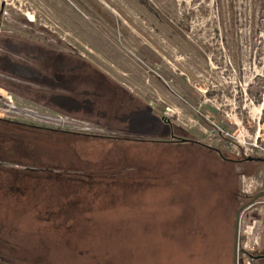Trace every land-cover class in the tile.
Instances as JSON below:
<instances>
[{"label": "rangeland", "instance_id": "374dc122", "mask_svg": "<svg viewBox=\"0 0 264 264\" xmlns=\"http://www.w3.org/2000/svg\"><path fill=\"white\" fill-rule=\"evenodd\" d=\"M0 101L62 130L0 122V264H206L264 176L208 149L264 157V0H0Z\"/></svg>", "mask_w": 264, "mask_h": 264}, {"label": "built area", "instance_id": "2783aa9c", "mask_svg": "<svg viewBox=\"0 0 264 264\" xmlns=\"http://www.w3.org/2000/svg\"><path fill=\"white\" fill-rule=\"evenodd\" d=\"M4 102L0 101V116H4L5 113L1 110L7 111L3 106ZM247 157L252 156L253 153L249 152L248 148L245 150ZM254 178V179H252ZM264 189V183L259 176H242V192L247 196L252 197L248 203L242 206L239 220V233H238V250L249 251L254 244H257L259 239L252 243L246 235L247 229L243 230V226L247 225V228H252L253 225H258L263 222L264 218V198L259 196ZM248 223L246 224V222ZM258 237V236H256ZM250 264V263H249Z\"/></svg>", "mask_w": 264, "mask_h": 264}, {"label": "trees", "instance_id": "16d2710c", "mask_svg": "<svg viewBox=\"0 0 264 264\" xmlns=\"http://www.w3.org/2000/svg\"><path fill=\"white\" fill-rule=\"evenodd\" d=\"M10 49H12V48H10ZM38 79L43 80L44 78L40 76ZM46 82H49V80H46ZM78 83H82V82L78 81L77 84ZM46 95L45 96L42 95V97L41 96H39V97H40V99L48 100L46 98ZM48 101H50V100H48ZM50 102H52V101H50ZM88 111H90V110H88ZM0 122H3L5 124L9 125L10 127H13L10 130L8 128L6 129L7 131H9L13 135H16V131H19L18 130L19 128H21V129H30L31 131L39 130L43 134H45L47 132H51V131H57V132H61L62 131V130H55V129L48 128V127H46V128H42V127L38 128L37 126H32V125H29V124H22V123L20 124L18 122L9 121V120H5V119H2V118H0ZM14 123L17 124V125H15ZM170 125L171 124H169V126ZM74 134L77 135L78 133L74 132ZM84 136L85 137H92V135H88V134H84ZM239 193L242 194L245 198L247 197V200L245 201V204L248 203L250 201V199L252 198L250 196H247L246 194L241 193V189L238 186V188L235 190L234 195H239ZM240 197H241V195L239 197H237V200L240 199ZM239 207H241V206L239 205ZM189 210L190 209L186 210L188 215L190 214V212H192V211H189ZM188 215H186V216H188ZM189 219L190 220H188V217H187V220H185V222L187 224L186 227H185V232L187 234H189V235H192V236H195V237L198 238L199 233L200 232H204V230L202 228V225H201V222L197 221V226H196V223L191 218H189ZM234 238H235V230H234V234H233V237H232L231 249L228 250L226 248V245L230 246V243H226L223 239L220 240V247H221L220 252L218 253L217 256L210 255V257L206 259V264H212V261H213V264H234Z\"/></svg>", "mask_w": 264, "mask_h": 264}, {"label": "flooded vegetation", "instance_id": "af4514ba", "mask_svg": "<svg viewBox=\"0 0 264 264\" xmlns=\"http://www.w3.org/2000/svg\"><path fill=\"white\" fill-rule=\"evenodd\" d=\"M176 142H179V141H176ZM181 142L195 143L197 145H200L199 143H196L191 139H186V141H181ZM208 149H211L212 151L217 152L219 154V156L224 161H227V162L236 163V164L240 163L243 165L244 164L249 165L248 162H252V163L263 162L264 163V157H261V156H258V157L250 156V157H252V159H249L250 157H248V158H229V157H225L221 151H218L215 148H208ZM247 176H249V175H247ZM258 176L262 179V181L264 183V176L262 174H259ZM262 192H264V189L258 194H259V196L264 198V195H261ZM240 195H242V194L239 193V195H235V198L239 197ZM250 200H252V198ZM263 222H264V218H263ZM235 223H236V214H235ZM263 233H264V231H263ZM243 256H245V257L247 256L249 258V260L253 262L252 263L249 261L250 264H264V234H262V236H261L260 240L257 242V244H254L249 251L244 252L241 249L238 250V257H240V259H241ZM239 262H241V261H238V264H239Z\"/></svg>", "mask_w": 264, "mask_h": 264}, {"label": "water", "instance_id": "95a60500", "mask_svg": "<svg viewBox=\"0 0 264 264\" xmlns=\"http://www.w3.org/2000/svg\"><path fill=\"white\" fill-rule=\"evenodd\" d=\"M181 141H186V139H182ZM249 159H252V157H250ZM241 211H242V207H240L236 213L235 238H234V264H238V233H239V220H240Z\"/></svg>", "mask_w": 264, "mask_h": 264}, {"label": "crops", "instance_id": "0c3cea01", "mask_svg": "<svg viewBox=\"0 0 264 264\" xmlns=\"http://www.w3.org/2000/svg\"><path fill=\"white\" fill-rule=\"evenodd\" d=\"M263 193H264V192H262L261 194L264 195Z\"/></svg>", "mask_w": 264, "mask_h": 264}]
</instances>
